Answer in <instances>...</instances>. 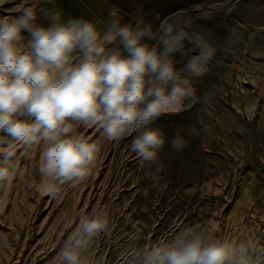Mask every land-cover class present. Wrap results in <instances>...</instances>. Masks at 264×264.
Instances as JSON below:
<instances>
[{
  "label": "rangeland",
  "instance_id": "1",
  "mask_svg": "<svg viewBox=\"0 0 264 264\" xmlns=\"http://www.w3.org/2000/svg\"><path fill=\"white\" fill-rule=\"evenodd\" d=\"M223 1L0 0V16L32 7L36 23L45 27L54 8L65 21L104 23L116 8L122 24L151 25L154 31L160 30V17L186 11L187 31L203 32L216 48L210 73L195 86L199 95L210 93L209 103L162 115L149 126L162 129L166 140L151 165L130 150L135 134L114 144L99 127L78 125L100 151L84 180L62 185L52 197L33 186L41 179L43 144L27 154L17 146L12 187L7 195L0 189V264H54L79 218L95 209L107 213L110 226L89 246L88 264H127L130 248L197 225L237 242L253 239L264 248V0H234L217 10ZM185 53L184 61L196 54L188 43ZM189 128L198 134L187 135ZM177 130L188 142L180 152L167 143Z\"/></svg>",
  "mask_w": 264,
  "mask_h": 264
},
{
  "label": "clouds",
  "instance_id": "2",
  "mask_svg": "<svg viewBox=\"0 0 264 264\" xmlns=\"http://www.w3.org/2000/svg\"><path fill=\"white\" fill-rule=\"evenodd\" d=\"M47 15L46 27L36 23L32 7L0 16V189L5 195L17 174V146L27 154L43 144L37 165L41 179L33 186L57 197L62 185L74 186L89 175L100 151L78 125L99 127L114 144L135 134L130 150L151 165L166 140L162 129L149 126L162 115L210 100V93L199 95L195 87L210 73L216 53L203 32L173 27L165 35L151 25L122 24L116 8L107 23L65 21L56 8ZM186 43L196 54L184 61ZM197 134L187 130L189 136ZM167 143L176 152L188 144L180 130ZM109 226L103 209L82 215L54 264H88L89 246ZM126 259L127 264H264V248L253 239L237 242L197 225L132 247Z\"/></svg>",
  "mask_w": 264,
  "mask_h": 264
},
{
  "label": "bare ground",
  "instance_id": "3",
  "mask_svg": "<svg viewBox=\"0 0 264 264\" xmlns=\"http://www.w3.org/2000/svg\"><path fill=\"white\" fill-rule=\"evenodd\" d=\"M233 1L234 0H225L222 3L218 4L215 8L217 10H221L223 8L227 9ZM208 7H206V8H208ZM159 21H160V30L165 35H167L169 33V29H171L173 27H175L178 30L183 29V30L187 31L186 25H189L191 23V19L187 15L186 11H179L177 13H173V14L166 16V17H163V18L160 17ZM176 25H178V27ZM205 77H207V76H205Z\"/></svg>",
  "mask_w": 264,
  "mask_h": 264
}]
</instances>
